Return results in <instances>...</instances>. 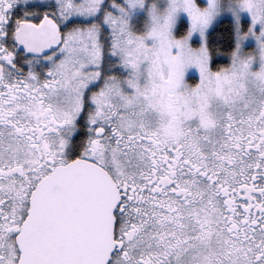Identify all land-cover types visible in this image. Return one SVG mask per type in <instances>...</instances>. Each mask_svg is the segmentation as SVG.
<instances>
[{"label":"snow or ice","instance_id":"snow-or-ice-1","mask_svg":"<svg viewBox=\"0 0 264 264\" xmlns=\"http://www.w3.org/2000/svg\"><path fill=\"white\" fill-rule=\"evenodd\" d=\"M0 264H264V0H0Z\"/></svg>","mask_w":264,"mask_h":264}]
</instances>
